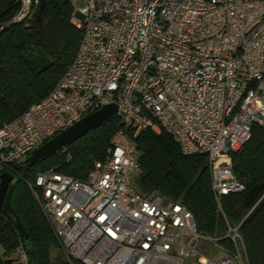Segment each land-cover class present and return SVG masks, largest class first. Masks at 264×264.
Instances as JSON below:
<instances>
[{
  "label": "built area",
  "instance_id": "built-area-1",
  "mask_svg": "<svg viewBox=\"0 0 264 264\" xmlns=\"http://www.w3.org/2000/svg\"><path fill=\"white\" fill-rule=\"evenodd\" d=\"M69 1L81 31L76 54L44 99L0 127V177L114 104L121 127L85 180L54 170L36 179L63 255L81 264H247L238 226L204 236L184 206L136 190L139 157L129 130L164 131L182 155H207L224 218L220 199L243 190L229 153L249 140L252 126L264 127V0H83V8ZM37 3L19 0L10 24L30 19ZM221 239L234 251L200 254V241ZM13 263L28 264L21 243Z\"/></svg>",
  "mask_w": 264,
  "mask_h": 264
},
{
  "label": "trees",
  "instance_id": "trees-1",
  "mask_svg": "<svg viewBox=\"0 0 264 264\" xmlns=\"http://www.w3.org/2000/svg\"><path fill=\"white\" fill-rule=\"evenodd\" d=\"M19 5V0H0V127L53 90L72 63L81 39V31L71 22L74 9L69 0H38L30 19L10 24ZM120 127L114 117L66 146L64 152L52 154L34 166L21 161L12 167L10 172L17 173L19 179L10 205L28 235L22 237L13 220L0 216V244L6 256L21 243L28 264H67L50 261L56 242L27 184L36 189L37 177L48 170L85 180L91 159L107 155L110 139ZM129 135L139 157L134 180L138 192H156L181 204L190 211L197 231L204 236L222 237L227 225L238 226L247 264H264V127L252 126L249 140L240 150L229 153L232 174L243 190L220 199L225 219L212 192L207 155H182L164 131L131 129ZM217 245L227 252L234 251L229 239H221ZM0 264L14 263L0 260Z\"/></svg>",
  "mask_w": 264,
  "mask_h": 264
},
{
  "label": "water",
  "instance_id": "water-1",
  "mask_svg": "<svg viewBox=\"0 0 264 264\" xmlns=\"http://www.w3.org/2000/svg\"><path fill=\"white\" fill-rule=\"evenodd\" d=\"M117 115V106L114 104L106 105L100 110L85 116L80 121L59 133L45 144L31 152L24 159V164L34 166L38 161L59 152L62 148L75 143L89 131L101 126ZM17 184L10 173L4 172L0 177V216L13 220L15 227L18 229L22 237H27V231L22 225L20 219L10 205V196L14 186Z\"/></svg>",
  "mask_w": 264,
  "mask_h": 264
},
{
  "label": "rangeland",
  "instance_id": "rangeland-1",
  "mask_svg": "<svg viewBox=\"0 0 264 264\" xmlns=\"http://www.w3.org/2000/svg\"><path fill=\"white\" fill-rule=\"evenodd\" d=\"M78 4H79L80 8L84 7V1L83 0H79ZM104 158L105 157H100L98 160L91 159L92 167H91V170L89 172H91L97 166H99L103 162ZM65 160H66V162H69L70 158L66 156ZM8 173H10L15 179H17V180L19 179L17 173H12V172H8ZM135 176L136 175H133V177H132L133 186H135L134 185ZM27 186H28V188L32 194V198L36 204L37 209L39 210V213L42 215V217L45 219L46 223L49 225V223L47 222V220H46V218H45V216L41 210V207H40V194H39L38 190L34 189L33 185H31V184H27ZM49 227H50V225H49ZM52 234H53V232H52ZM53 237H54V235H53ZM54 239H55V237H54ZM55 242H56V247L51 249V251H50V261L52 263H57L58 261H61V262L64 261L67 264H75V261L69 260L63 255L61 247L58 244L56 239H55ZM198 246H199L200 254H203L204 256L205 255L206 256H218V255H221L222 253L225 252V249L223 247H221L220 245L219 246L215 245V243H213L211 241H200ZM11 255L14 258V251Z\"/></svg>",
  "mask_w": 264,
  "mask_h": 264
},
{
  "label": "crops",
  "instance_id": "crops-1",
  "mask_svg": "<svg viewBox=\"0 0 264 264\" xmlns=\"http://www.w3.org/2000/svg\"><path fill=\"white\" fill-rule=\"evenodd\" d=\"M0 260H2V261H13L14 260L12 255H10V256L5 255V251H4L3 247L1 246V244H0Z\"/></svg>",
  "mask_w": 264,
  "mask_h": 264
}]
</instances>
